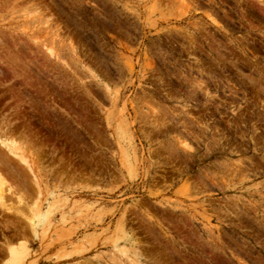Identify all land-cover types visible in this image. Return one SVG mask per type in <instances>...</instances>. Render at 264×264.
<instances>
[{
	"label": "rangeland",
	"instance_id": "obj_1",
	"mask_svg": "<svg viewBox=\"0 0 264 264\" xmlns=\"http://www.w3.org/2000/svg\"><path fill=\"white\" fill-rule=\"evenodd\" d=\"M0 129V264H264V0H0Z\"/></svg>",
	"mask_w": 264,
	"mask_h": 264
},
{
	"label": "bare ground",
	"instance_id": "obj_2",
	"mask_svg": "<svg viewBox=\"0 0 264 264\" xmlns=\"http://www.w3.org/2000/svg\"><path fill=\"white\" fill-rule=\"evenodd\" d=\"M183 1V0H182ZM212 21V20H211ZM214 21V20H213ZM212 21V22H213ZM215 23V22H214ZM45 47V46H44ZM47 52L49 54V56H51L53 54L52 50L50 48H47ZM251 79V78H250ZM249 80V78H248ZM252 81V80H249ZM254 81V80H253ZM252 81V82H253ZM251 82V83H252ZM260 82V81H259ZM202 88V87H201ZM206 88V87H205ZM259 88V87H258ZM15 110V109H14ZM19 115V114H18ZM18 120V119H17ZM7 122V121H6ZM167 123V122H166ZM25 127V126H24ZM4 128V127H3ZM8 128V127H7ZM160 129V128H159ZM3 131H1L0 129V212H10V211H15L16 214L21 215V211L19 210V208L24 207V209L28 210V215L29 217H31L30 219H32L34 217V213H33V209H28V207L26 208L27 205H25L24 203V197L23 194H21L20 190L18 189V187L13 186L12 184H10L7 181V176L5 175V172L3 171V169L5 168H9L11 163L13 162V160L17 161L19 163V165L22 166L19 167L21 169L26 168L28 175H31L34 179V181L37 178V175H35L34 171L36 169V167L38 168V164H42L40 163V157L37 159V161L35 159V156L33 155L32 152H30L31 147L33 146V140L32 141H20L21 140V135L18 137L19 139L15 138V136H10L9 134L7 135L6 131L4 129H2ZM29 130V129H28ZM188 132V131H187ZM256 132V131H255ZM18 133V132H17ZM20 134V133H19ZM17 137V136H16ZM24 137H22L23 139ZM24 143L25 146L23 145ZM28 143V145H27ZM33 143V144H32ZM183 143V142H182ZM185 143V142H184ZM187 143V142H186ZM37 145V144H36ZM40 145V144H39ZM31 146V147H30ZM42 146V145H41ZM46 146V145H45ZM186 146V144H185ZM189 146V145H188ZM184 148V147H183ZM29 149V150H28ZM40 150V149H39ZM42 151V150H41ZM259 151V150H258ZM37 152V151H34ZM183 152V151H182ZM36 155H39L36 154ZM28 156V157H27ZM9 157L11 158V160L9 159ZM34 157V160H33ZM189 160V159H188ZM12 161V162H11ZM14 161V162H15ZM42 161L45 162V160L42 158ZM13 162V163H14ZM15 162V164L17 165L18 163ZM37 164V165H36ZM52 164V163H51ZM18 165V166H19ZM63 172V171H62ZM241 172V171H240ZM244 175V174H243ZM246 176V175H245ZM31 177V178H32ZM235 177V176H234ZM30 184V183H29ZM35 184V183H34ZM37 187V183L35 184ZM226 185V184H225ZM19 186V185H18ZM34 187V186H33ZM32 187V188H33ZM34 189V188H33ZM37 189V188H36ZM39 190V188H38ZM40 194V193H39ZM11 198L14 200L15 204H12L11 202ZM17 206V207H15ZM31 222V220H30ZM30 226L33 227V222L30 223ZM172 237V236H171ZM138 243V242H137ZM140 249V248H139ZM142 249V248H141ZM140 249V250H141ZM163 249V248H162ZM166 249V248H165ZM122 250V249H121ZM142 251V250H141ZM166 251V250H165ZM169 251V250H168ZM8 253L11 256H16L17 253L14 249L10 248L8 249ZM124 254V253H123ZM20 255V253H19ZM143 255V254H142ZM171 255V254H170ZM125 256V255H123Z\"/></svg>",
	"mask_w": 264,
	"mask_h": 264
}]
</instances>
